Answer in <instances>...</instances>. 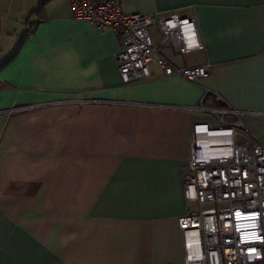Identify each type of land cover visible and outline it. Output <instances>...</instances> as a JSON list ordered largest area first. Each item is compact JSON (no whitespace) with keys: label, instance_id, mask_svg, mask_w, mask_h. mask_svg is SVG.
Returning a JSON list of instances; mask_svg holds the SVG:
<instances>
[{"label":"crops","instance_id":"crops-1","mask_svg":"<svg viewBox=\"0 0 264 264\" xmlns=\"http://www.w3.org/2000/svg\"><path fill=\"white\" fill-rule=\"evenodd\" d=\"M13 1L0 0V35L16 38L0 51V264H183L193 123L216 126L206 108L228 105L239 141L264 149V0H122L195 18L204 48L161 53L209 71L194 82L152 65L126 84L115 31L69 0Z\"/></svg>","mask_w":264,"mask_h":264},{"label":"built area","instance_id":"built-area-1","mask_svg":"<svg viewBox=\"0 0 264 264\" xmlns=\"http://www.w3.org/2000/svg\"><path fill=\"white\" fill-rule=\"evenodd\" d=\"M69 2L75 19L119 36L114 59L123 83L149 78L152 65L164 75L194 82L208 76L206 66H179L161 53L167 47L181 54L204 48L195 18L124 13L122 0ZM206 110L217 115L218 123H193L190 156L182 172L184 198L197 204L195 211L178 218L183 264H264V149L256 141H239V111L228 105ZM226 115L234 120L226 121Z\"/></svg>","mask_w":264,"mask_h":264},{"label":"rangeland","instance_id":"rangeland-1","mask_svg":"<svg viewBox=\"0 0 264 264\" xmlns=\"http://www.w3.org/2000/svg\"><path fill=\"white\" fill-rule=\"evenodd\" d=\"M27 0H14L13 1V3L14 4H19V3H24V2H26ZM31 1V0H30ZM26 3H28V1L26 2ZM16 5H13V8H14V10H16ZM26 19V17L24 18V20ZM24 20H21L20 21V23H18V25L16 26L17 27V29H20V27L24 24ZM150 31H151V33L153 34V35H155L154 34V31L152 30V29H150ZM21 32V31H20ZM20 32H18L19 34H20ZM4 36H5V34H3V35H0V51L1 50H3V49H5V46L7 45V44H9L11 41H12V39H14V40H16V38H4ZM9 51V50H8ZM166 51H168V50H166ZM189 57V55L188 54H186V55H180V57L179 58H177L178 60H182V59H187ZM176 59V60H177Z\"/></svg>","mask_w":264,"mask_h":264},{"label":"trees","instance_id":"trees-1","mask_svg":"<svg viewBox=\"0 0 264 264\" xmlns=\"http://www.w3.org/2000/svg\"><path fill=\"white\" fill-rule=\"evenodd\" d=\"M42 1H44V0H42Z\"/></svg>","mask_w":264,"mask_h":264}]
</instances>
